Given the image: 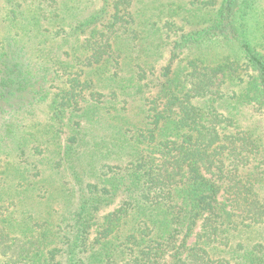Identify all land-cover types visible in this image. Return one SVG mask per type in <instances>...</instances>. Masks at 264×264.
<instances>
[{
    "label": "trees",
    "instance_id": "trees-1",
    "mask_svg": "<svg viewBox=\"0 0 264 264\" xmlns=\"http://www.w3.org/2000/svg\"><path fill=\"white\" fill-rule=\"evenodd\" d=\"M259 3L0 0V264H264Z\"/></svg>",
    "mask_w": 264,
    "mask_h": 264
},
{
    "label": "rangeland",
    "instance_id": "rangeland-1",
    "mask_svg": "<svg viewBox=\"0 0 264 264\" xmlns=\"http://www.w3.org/2000/svg\"><path fill=\"white\" fill-rule=\"evenodd\" d=\"M261 5L258 6V8L256 9L255 13H254V20L255 22L257 21H264V0H260V3ZM177 37V36H176ZM175 36H173V40L176 38ZM171 40V41H173ZM195 46V45H194ZM196 49V48H195ZM219 50V48H197V51H194L192 52L190 55H193V54H204V55H210V51L212 50ZM224 51L226 53H230L231 52V48H226L224 49ZM221 52V51H220ZM185 54H182L181 57H184ZM178 62H180V60H178ZM238 117H239V120H240V124L241 126H243L244 128H247V127H250L254 130H257L259 129L261 126L259 125V123L261 122V125H262V117H260L258 114L252 112V111H248L246 108H243V109H240V112H238Z\"/></svg>",
    "mask_w": 264,
    "mask_h": 264
}]
</instances>
